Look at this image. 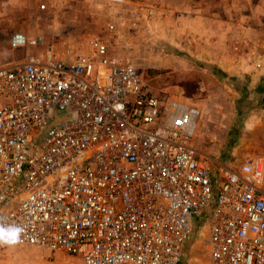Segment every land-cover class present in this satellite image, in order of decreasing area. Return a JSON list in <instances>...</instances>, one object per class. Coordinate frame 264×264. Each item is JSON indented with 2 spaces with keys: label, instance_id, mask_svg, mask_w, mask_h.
<instances>
[{
  "label": "built area",
  "instance_id": "2783aa9c",
  "mask_svg": "<svg viewBox=\"0 0 264 264\" xmlns=\"http://www.w3.org/2000/svg\"><path fill=\"white\" fill-rule=\"evenodd\" d=\"M198 117L96 37L1 66L0 228L83 264H178L204 213L209 264H264V159L211 170Z\"/></svg>",
  "mask_w": 264,
  "mask_h": 264
},
{
  "label": "rangeland",
  "instance_id": "374dc122",
  "mask_svg": "<svg viewBox=\"0 0 264 264\" xmlns=\"http://www.w3.org/2000/svg\"><path fill=\"white\" fill-rule=\"evenodd\" d=\"M16 34L39 43L14 49ZM95 37L163 104L199 112L189 143L211 170L264 159V0H0V67ZM207 224L204 213L192 219L178 264L210 263ZM0 264L83 263L5 245Z\"/></svg>",
  "mask_w": 264,
  "mask_h": 264
},
{
  "label": "clouds",
  "instance_id": "9594fccd",
  "mask_svg": "<svg viewBox=\"0 0 264 264\" xmlns=\"http://www.w3.org/2000/svg\"><path fill=\"white\" fill-rule=\"evenodd\" d=\"M22 231L19 227L0 228V245L14 246L18 244Z\"/></svg>",
  "mask_w": 264,
  "mask_h": 264
},
{
  "label": "crops",
  "instance_id": "0c3cea01",
  "mask_svg": "<svg viewBox=\"0 0 264 264\" xmlns=\"http://www.w3.org/2000/svg\"><path fill=\"white\" fill-rule=\"evenodd\" d=\"M9 64V63H8Z\"/></svg>",
  "mask_w": 264,
  "mask_h": 264
}]
</instances>
